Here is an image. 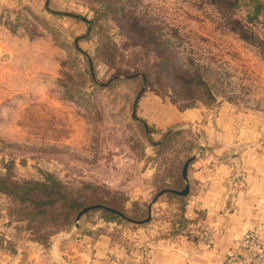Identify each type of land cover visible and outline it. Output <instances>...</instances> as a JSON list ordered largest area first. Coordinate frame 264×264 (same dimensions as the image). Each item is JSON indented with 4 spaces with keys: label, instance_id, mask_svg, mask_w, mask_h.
Returning <instances> with one entry per match:
<instances>
[{
    "label": "rangeland",
    "instance_id": "obj_1",
    "mask_svg": "<svg viewBox=\"0 0 264 264\" xmlns=\"http://www.w3.org/2000/svg\"><path fill=\"white\" fill-rule=\"evenodd\" d=\"M220 1L225 12L211 0L32 1L1 12L0 175L50 172L81 199L105 198L131 219L146 218L198 143L181 128L152 145L163 137L155 132L150 141L141 126L145 92L179 107L264 110V7L247 20L264 0ZM234 19L247 40L232 30ZM23 211L0 191V264H65L58 243L80 233L76 219L54 225ZM115 214L92 208L78 223H155Z\"/></svg>",
    "mask_w": 264,
    "mask_h": 264
},
{
    "label": "crops",
    "instance_id": "obj_2",
    "mask_svg": "<svg viewBox=\"0 0 264 264\" xmlns=\"http://www.w3.org/2000/svg\"><path fill=\"white\" fill-rule=\"evenodd\" d=\"M32 1L47 5L51 0H0V13ZM137 109L140 120L160 135L190 130L198 143L192 155L204 146L188 167L189 193L159 199L162 194L151 208L155 223L146 228L81 222L79 234L59 240L64 263L225 264L226 255L251 228L259 229L264 246V110L241 112L226 104L214 112L198 106L180 109L152 91L141 96ZM205 227L212 232L211 243L191 236Z\"/></svg>",
    "mask_w": 264,
    "mask_h": 264
},
{
    "label": "trees",
    "instance_id": "obj_3",
    "mask_svg": "<svg viewBox=\"0 0 264 264\" xmlns=\"http://www.w3.org/2000/svg\"><path fill=\"white\" fill-rule=\"evenodd\" d=\"M213 3L218 4V7L222 11H226L225 5H223V1L220 0H211ZM240 0H230L231 4H237ZM225 4V3H224ZM264 7V4L258 1V5L254 6V11L252 13L253 8L248 9L247 20H253L254 18H258V12ZM252 14L254 15L252 17ZM234 22V27L232 30L238 32V34L244 38L248 39V30L244 27V25L237 19L232 20ZM180 109L190 108V107H179ZM141 126L144 128L145 133L151 135L155 132H158L157 129L148 125V123L144 120H140ZM167 130L162 134L164 137L166 134L165 140L162 141H151V144L160 148L167 141L176 136L179 131L182 129H177L173 132H169ZM184 162H181L180 168V178L179 180L172 181L171 185L166 188H172L176 190H180L184 186V180L182 177V167ZM180 182V186L179 183ZM164 189V188H162ZM161 189V190H162ZM0 191L12 196L16 199L22 207H24V211L21 213V217L28 219H37L46 221L50 224L58 225L62 222L73 223L76 219L78 213L83 208L88 205H103L101 209L108 211L114 214L110 209H115L123 213L122 208L114 205L109 200L105 198L93 199L91 201H86V199H81L78 196L74 195L70 190H68L62 180L56 177L54 174L50 172H44L42 179H25V180H15L9 178L8 176L0 175ZM172 197L177 196L178 194L168 193ZM116 215V214H115ZM191 236L194 237L191 233Z\"/></svg>",
    "mask_w": 264,
    "mask_h": 264
},
{
    "label": "built area",
    "instance_id": "obj_4",
    "mask_svg": "<svg viewBox=\"0 0 264 264\" xmlns=\"http://www.w3.org/2000/svg\"><path fill=\"white\" fill-rule=\"evenodd\" d=\"M192 234H198L207 243L212 242V232L207 227ZM225 264H264V246L258 228L248 229L237 240L236 246L226 255Z\"/></svg>",
    "mask_w": 264,
    "mask_h": 264
},
{
    "label": "water",
    "instance_id": "obj_5",
    "mask_svg": "<svg viewBox=\"0 0 264 264\" xmlns=\"http://www.w3.org/2000/svg\"><path fill=\"white\" fill-rule=\"evenodd\" d=\"M204 146L203 145H200L199 146V150L194 153L193 155H191L190 157H188L186 159V161L184 162L183 164V167H182V177L185 181V185L182 189L180 190H176V189H172V188H164L162 190H160L151 200L150 202L148 203V215L146 218L142 219V220H136V219H131L129 218L127 215H125L124 213L118 211V210H115V209H110V211L116 213V214H119L120 216L124 217L125 219H128L132 222H135V223H145V222H148L150 221L151 219V208H152V205L158 200V198L162 195V194H165V193H174V194H178V195H187L189 193V190H190V184H189V181H188V178H187V172H188V167L190 165V163L196 158L197 156V153L200 151V150H203ZM98 207H104L103 205H92V206H87L85 208H83L82 210H80V212L78 213L77 217H76V222H75V226L78 227L79 226V219L81 218V216L83 214H85L87 211H89L90 209L92 208H98Z\"/></svg>",
    "mask_w": 264,
    "mask_h": 264
}]
</instances>
